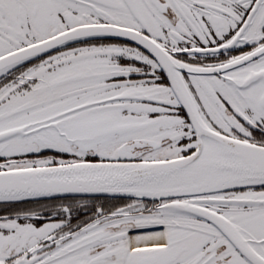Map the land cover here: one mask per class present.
I'll list each match as a JSON object with an SVG mask.
<instances>
[{
    "label": "snow or ice",
    "instance_id": "snow-or-ice-1",
    "mask_svg": "<svg viewBox=\"0 0 264 264\" xmlns=\"http://www.w3.org/2000/svg\"><path fill=\"white\" fill-rule=\"evenodd\" d=\"M0 264H264V0H0Z\"/></svg>",
    "mask_w": 264,
    "mask_h": 264
}]
</instances>
